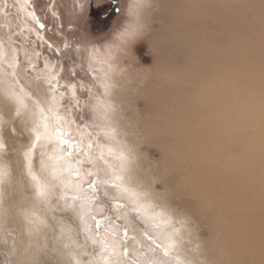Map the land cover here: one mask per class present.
<instances>
[{
	"label": "bare ground",
	"instance_id": "1",
	"mask_svg": "<svg viewBox=\"0 0 264 264\" xmlns=\"http://www.w3.org/2000/svg\"><path fill=\"white\" fill-rule=\"evenodd\" d=\"M16 2L23 31L31 34L32 30L38 33L37 27L44 28L32 0ZM139 2L143 7L136 11L144 12L145 22L139 18L140 24L125 30L117 47L108 46L105 52L92 49L89 65L103 71L101 83L113 116L120 112L124 122L140 134L138 152L146 144L163 152L164 165L157 171L150 166L148 177L139 153L131 150L122 172L102 173L97 182L83 185L72 163L80 143H73L55 111L59 96L52 66L47 63L51 71L37 86L45 92L42 99L50 103L53 126L52 119L44 120L47 113L40 101L32 104L37 111L29 109L32 100L25 87L0 76V116L7 124L0 123V217L4 226L20 231L17 262L37 264L38 253L49 247L66 258L65 264H264V132L257 130L259 119L251 122L243 105L236 104L243 97L244 91L236 89L241 82H229L224 69L232 48L231 33L248 30L247 26H230L246 14L245 8L242 3L233 7L232 0ZM142 32H151L157 44L155 76L131 65L140 59L131 53L130 42ZM216 42L221 45L217 53ZM233 46L242 49L247 45ZM216 54L222 59L220 70L213 66ZM17 56L4 43L0 45V59L11 66L13 75ZM175 57L181 59L176 67ZM249 61L257 62L259 76L254 78L264 82V50L248 52L242 59L246 73H250ZM249 86L250 82L245 87ZM141 96L148 104L140 110L136 103ZM142 112L150 115L148 123L141 121ZM17 117L26 122L28 148H20L19 139L6 131L8 126L21 134ZM5 146L6 152L19 148L7 156ZM11 158L18 162V170ZM99 183L114 186V190L107 189L108 195L116 192L125 199L105 200ZM158 186L164 187L162 193L157 192ZM55 197L58 206L53 203ZM172 197L185 204L181 213ZM94 207L106 215L95 214ZM55 208L74 212L77 227L57 218L51 224ZM114 211L127 219L137 214L146 229L141 234L118 229ZM190 222L209 232L211 239L206 244ZM113 229L120 234L114 236L116 248L104 234ZM144 240L150 251L166 258L145 254L146 263L141 262L136 250L143 249ZM95 247L98 250L91 251ZM85 253L90 254L87 261Z\"/></svg>",
	"mask_w": 264,
	"mask_h": 264
},
{
	"label": "rangeland",
	"instance_id": "2",
	"mask_svg": "<svg viewBox=\"0 0 264 264\" xmlns=\"http://www.w3.org/2000/svg\"><path fill=\"white\" fill-rule=\"evenodd\" d=\"M108 1L32 0L34 8L44 23V28L37 27L38 33L32 30L30 34L20 28L21 22L16 9L18 7L16 0H0V45L4 43L6 48L16 51L18 55L16 72L14 73L16 75L11 74V66L0 59V76L15 80L19 88L25 87L30 95L29 101L32 100L28 106L29 109L37 111V108L32 104H35L36 100L40 101L42 108L45 110L44 112L47 113V116L44 115V120L52 119L53 126L55 117H50L53 116L50 111V103L47 102V99H45L46 101L42 99L46 97L45 92L37 86L42 83L41 80L45 79L46 75L51 71L47 68V63L52 66L56 75L54 79V83L57 85L55 93L59 96L55 111L62 118V124L65 129H69L68 134L73 143H80L81 148L79 150L77 148L74 149L72 163L75 170L79 172V181L86 186L97 182V178L103 176L102 173L110 176L122 172L131 150L139 153L136 146L139 145L141 139L140 134H137L132 126L130 128L124 122L125 120L120 112H116L113 116V112L109 109L107 96H105L104 86L101 83L104 82L103 71L97 70L96 67L92 69L89 65L92 49L105 52L108 46L117 47L118 43H120V37H123L125 32L129 31L132 26L140 24L139 18H143V22H145L144 12L141 11L138 14L136 11L137 8L143 7L139 0H117V7L119 8L117 15L110 17L111 19L104 23H102V20L94 19L92 9L103 7ZM232 3L233 7L236 3H242L246 14L241 16V19L232 21L230 26L233 28L247 26L248 30L243 33L234 31L231 33L229 43H231L232 48L227 51L228 56L226 57V65H224V69L229 73L226 79H229V82L240 80L241 84L237 85L236 89L240 88L244 92L241 103L236 104L243 105L246 117L251 122L259 119L257 130L264 132V82L254 78L256 74L259 76L260 68L256 64L258 59L247 63L251 66L250 73H246L243 70L244 66L241 65L242 59L245 58L248 52L264 50L261 48L264 46V18H262L264 16V0H232ZM130 5L132 6L131 9ZM232 10L235 11L236 9L232 8ZM146 27L149 28L150 26L145 24ZM153 38L154 35L151 32H142L137 36L136 40L130 42V51H132L131 53L134 56H138L140 60L143 59L142 62L134 60L133 64H131L133 69L138 72L151 71L150 75L153 74L155 76L156 68L154 67H157L159 58L156 54L159 51L157 44L153 42L155 41ZM242 43L247 46L242 49L233 46ZM219 49H221V45L216 42L214 50L218 51ZM199 58L202 59V57ZM215 60L216 63L213 66L218 67L220 70L222 59L216 54ZM173 63L176 67L178 63H181V59L175 57ZM249 74L253 77L249 78ZM249 82L251 86L245 87ZM49 87L53 88L52 84ZM146 102L147 100H144L141 96L136 104L141 110L144 109ZM107 110L110 111L108 114L112 115L113 118L108 119ZM141 116V121L144 123H148V120L151 119L150 115L145 112H142ZM0 120L2 125H7L6 122L4 124L2 116H0ZM21 120L19 117L16 118V121L20 124L18 125L21 132L20 135L13 129L11 130L14 132L11 131L8 126L6 131H9L13 137L19 139L16 144L23 149L28 148L31 141L28 138V132L24 130L26 122L23 119ZM39 120H37L38 123L42 124L41 120L40 122ZM5 142L12 144L13 141L5 140ZM18 146L10 150V152H6L8 147L5 146L4 150L7 156L9 154L15 155L16 152L14 151H16ZM139 149L140 165H142V170L146 173V177H148L147 172L150 166L156 170V168L164 165L166 159H164L165 156L158 147L146 144L141 145ZM5 153L3 152V154ZM10 161L15 170H18L16 168L18 167L16 159L11 158ZM98 188L102 196L105 195V200L107 201L113 199V197L115 200L116 198L123 199L125 197L117 195L116 192L108 195V190H114V186L112 188L111 184L103 185L99 183ZM163 188V186H158L157 192L162 193ZM172 198L175 201L174 207L181 213V210L185 209V204L180 198ZM58 200V197L53 200V203L57 206ZM93 210L97 215H106L102 209L95 208ZM72 213L74 214V212L68 210L63 211L55 208L50 217L51 224H54L53 221L57 218L77 227V218ZM112 214H114L113 222L116 223L118 229L125 227L135 234H141L146 229L145 223L138 219L137 214H134L129 219L124 216L125 214L123 215V213H118L117 211ZM141 217H143V214H141ZM4 222V218L0 217V264H18V256H15V254L18 255L20 253V249L18 250L17 247L20 245L19 237L21 234H19L20 231L17 228L4 226ZM190 224L195 230L197 228L198 236L199 238L201 237L200 240L202 242L204 238L203 243L206 244L211 239L207 230L194 226L195 223L193 222H190ZM104 234L110 240V244L116 248L118 239L114 236L117 235L119 237L120 234L114 229L111 232L109 230L105 231ZM48 242L49 244L51 243L50 239ZM143 244L145 246H143L142 250L140 248L136 250L139 252L136 257L141 262L146 263L148 257L157 259L154 256L163 255H160L156 250L150 251L145 240ZM97 250L98 248L95 247L91 251ZM145 254L149 256L147 257ZM37 256V264H65L67 261L57 251L52 253L49 247L41 249ZM83 257L87 261L90 254L85 253ZM163 257L166 258L164 255Z\"/></svg>",
	"mask_w": 264,
	"mask_h": 264
},
{
	"label": "flooded vegetation",
	"instance_id": "3",
	"mask_svg": "<svg viewBox=\"0 0 264 264\" xmlns=\"http://www.w3.org/2000/svg\"><path fill=\"white\" fill-rule=\"evenodd\" d=\"M117 0H109L105 6L100 8H93L92 14L94 15V19L102 20L104 23L105 21H109L110 17L117 15L119 13V8Z\"/></svg>",
	"mask_w": 264,
	"mask_h": 264
},
{
	"label": "snow or ice",
	"instance_id": "4",
	"mask_svg": "<svg viewBox=\"0 0 264 264\" xmlns=\"http://www.w3.org/2000/svg\"><path fill=\"white\" fill-rule=\"evenodd\" d=\"M132 8V6L130 5V9Z\"/></svg>",
	"mask_w": 264,
	"mask_h": 264
}]
</instances>
